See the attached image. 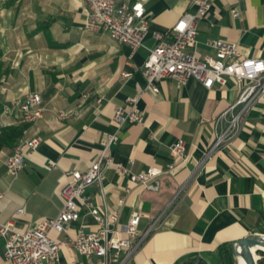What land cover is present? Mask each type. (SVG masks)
<instances>
[{
  "label": "crops",
  "instance_id": "1",
  "mask_svg": "<svg viewBox=\"0 0 264 264\" xmlns=\"http://www.w3.org/2000/svg\"><path fill=\"white\" fill-rule=\"evenodd\" d=\"M141 1L148 33L132 53L108 34L84 29L83 0H0L3 127L18 124L13 116L1 115L5 103L37 92L44 107L20 138L41 140L15 178L4 166L12 149L0 150V223L13 219L23 230L57 216L65 172L86 169L97 159L103 135L116 133L118 140L110 149L113 165L101 185L88 187L85 194L98 211L103 203L118 210L119 224L140 215L134 240L154 225L127 264H182L190 259L222 264L221 244L250 234L264 236V97L243 118L237 137L204 159L218 131L214 120L236 99L238 88L231 81L207 89L194 78L183 83L167 78L157 83V93L147 89L142 66L157 43L153 33H168L184 12L195 9V0ZM232 9L238 17H232ZM213 40L236 43L245 56L264 59V0H215L198 23V57L214 56ZM85 93L89 98L80 104ZM127 97H135L141 122L116 124L114 108ZM59 111L72 114L57 118ZM179 139L185 142V157L174 175L161 178L157 192L116 173L114 164L134 173L150 166L165 168L169 148ZM19 208L23 214L15 216ZM80 227L97 229L85 209L67 232L52 231L50 236L65 242ZM3 249L0 237V264ZM83 261L70 245H61V264Z\"/></svg>",
  "mask_w": 264,
  "mask_h": 264
},
{
  "label": "built area",
  "instance_id": "2",
  "mask_svg": "<svg viewBox=\"0 0 264 264\" xmlns=\"http://www.w3.org/2000/svg\"><path fill=\"white\" fill-rule=\"evenodd\" d=\"M86 5L84 29L88 32L106 33L119 43L127 45L131 52L143 46L148 33V21L144 3L141 0L116 2L115 0H83ZM215 0H195V9L184 12L172 25L168 33H153L156 45L149 49L142 66V74L147 89L158 92L157 83L175 79L179 83L194 78L207 89L215 83L226 87L228 81L238 88V96L214 120L218 128L214 142L204 153L209 158L213 151L231 142L241 131L243 118L254 109L264 97V59L245 56L236 43L213 40L209 45L214 56L200 58L196 54V34L198 23L211 9ZM232 17H238L236 9ZM89 98L82 95V104ZM101 97L96 103H101ZM135 97H127L124 105L114 108L113 121L121 124L125 121L141 122L142 116L135 108ZM80 106V105H79ZM44 107L39 93L30 92L21 98L5 103L1 115H10L17 123L32 124L43 114ZM72 112L59 111L57 118H66ZM3 127L0 116V130ZM40 138L33 136L20 139L4 160L6 172L15 178L22 170L25 158L34 152ZM118 140L116 133H106L100 140L97 159L86 169H70L65 172L66 184L59 192L62 208L57 216L41 220L32 226L18 230L13 219L0 223V237L4 241L3 264H61V245H70L84 259L78 264H127L138 245L151 231L150 225L139 240L137 234L140 215L133 214L124 224H119V211L109 209L104 203L101 211L92 206L85 191L92 185H101L106 169L113 165L110 149ZM170 161L165 168L150 166L134 173L126 166L114 164L119 177L128 178L131 183L145 190L157 192L161 178L174 175L185 157V142L179 139L169 148ZM52 165V163H51ZM50 165L48 166V168ZM101 194L103 193L100 187ZM128 192V189H125ZM121 202L123 200L121 199ZM85 209L97 224V229L85 231L78 228L71 240L60 242L50 236V232H67L70 223L79 219ZM23 214V208L14 215Z\"/></svg>",
  "mask_w": 264,
  "mask_h": 264
},
{
  "label": "trees",
  "instance_id": "3",
  "mask_svg": "<svg viewBox=\"0 0 264 264\" xmlns=\"http://www.w3.org/2000/svg\"><path fill=\"white\" fill-rule=\"evenodd\" d=\"M28 123H18L2 127L0 130V150L4 148L12 149L19 139L23 136L24 131L28 128ZM233 243H223L218 248L219 257L222 264H238L237 257L233 254ZM257 264H264V252H259ZM182 264H206L199 259H190Z\"/></svg>",
  "mask_w": 264,
  "mask_h": 264
},
{
  "label": "water",
  "instance_id": "4",
  "mask_svg": "<svg viewBox=\"0 0 264 264\" xmlns=\"http://www.w3.org/2000/svg\"><path fill=\"white\" fill-rule=\"evenodd\" d=\"M233 254L237 259H242L244 264H257L259 255L264 252V236L250 234L232 244Z\"/></svg>",
  "mask_w": 264,
  "mask_h": 264
},
{
  "label": "bare ground",
  "instance_id": "5",
  "mask_svg": "<svg viewBox=\"0 0 264 264\" xmlns=\"http://www.w3.org/2000/svg\"><path fill=\"white\" fill-rule=\"evenodd\" d=\"M262 249H264V248H262ZM238 264H244V262L242 261V259H238Z\"/></svg>",
  "mask_w": 264,
  "mask_h": 264
},
{
  "label": "rangeland",
  "instance_id": "6",
  "mask_svg": "<svg viewBox=\"0 0 264 264\" xmlns=\"http://www.w3.org/2000/svg\"><path fill=\"white\" fill-rule=\"evenodd\" d=\"M257 255H258V253H257Z\"/></svg>",
  "mask_w": 264,
  "mask_h": 264
}]
</instances>
